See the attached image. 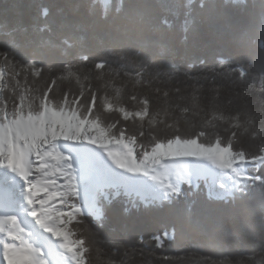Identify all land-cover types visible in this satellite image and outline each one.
<instances>
[{"label":"snow or ice","instance_id":"6c2138e0","mask_svg":"<svg viewBox=\"0 0 264 264\" xmlns=\"http://www.w3.org/2000/svg\"><path fill=\"white\" fill-rule=\"evenodd\" d=\"M179 7L169 9L173 16L180 14ZM183 8L191 17L185 20V30L195 31L196 17ZM87 10L96 21L112 20L123 12L126 31L148 25L163 36L165 26H172L167 16L152 21L142 11H125L123 2L114 7V0H89ZM142 49V44L135 50L117 46L107 52L136 62L139 77L144 68ZM0 56L11 70L8 83L15 82L11 96L0 92V254L4 264H92L85 255L91 251V241L70 225L78 217L102 223V203L111 204L121 196L134 208L142 204L148 210L171 213V224L164 227L162 235L154 234L153 240L175 238L185 227L202 233L222 230L226 227L223 219L211 211L193 212L187 203L189 194L198 191L201 184L207 188L208 200L242 207L248 226L255 228L258 217L264 241V78L258 90L249 84L238 93L243 103L227 115V109L213 97L207 109L220 113L219 121L228 135L222 138L217 133L214 141H209L203 128L186 136L179 124L173 129L166 121L161 123L172 130L161 135L153 124L150 100L138 98L134 91L128 99L133 105L139 103V110L114 105L104 81L105 75L111 78L110 72L96 73L94 78L103 83H89L78 93L63 92L58 98L46 84L34 95L32 89L20 91L17 79L23 74L26 81L32 65L13 63L7 52H0ZM78 58L82 65L91 60L84 52ZM218 62L246 82L243 67H232L227 57ZM75 68L81 71L80 65ZM95 68L105 69L106 64L95 63ZM34 75L40 76L41 70L36 69ZM4 78L0 70V81ZM84 79L89 80V75ZM254 91L259 95H253ZM164 96L170 108L184 113L206 110L195 103V93L191 107L173 105L169 93ZM185 99L176 97L177 101ZM105 112L118 115L106 118L102 115ZM129 120L139 122L135 131L129 132L122 123ZM245 136L257 142L255 150L245 147L241 140ZM259 264H264V243Z\"/></svg>","mask_w":264,"mask_h":264},{"label":"trees","instance_id":"16d2710c","mask_svg":"<svg viewBox=\"0 0 264 264\" xmlns=\"http://www.w3.org/2000/svg\"><path fill=\"white\" fill-rule=\"evenodd\" d=\"M121 2L125 11H142L152 21L167 16L172 26H165L163 36L148 25L126 31L123 12L112 20L96 21L88 13L89 0H0V52H7L9 59L21 67L32 65L26 81L23 74L17 77L19 90L32 89V94L38 95L37 90L47 84L59 98L63 92L78 93L89 83L92 86L103 83L94 75L110 72L111 78L104 76L108 99L114 105L139 110L141 105H133L129 93L134 91L138 98H148L153 124L161 135L172 130L161 123L166 121L173 129L179 124L186 136L203 128L209 141H214L217 133L227 138L228 133L219 121L220 113L208 110L207 106L216 97L227 109L224 113L227 115L243 103L238 93H243L249 84L256 90L260 88L264 78V0H114V7ZM177 6L180 14L173 16L169 9L175 10ZM183 6L198 21L195 31L185 30V20L191 17ZM141 44L144 68L139 77L136 73L141 70L136 62L107 52L117 46L135 50ZM81 52L91 57L83 65L78 58ZM220 57H227L232 67H243L246 82L221 65ZM95 63H105L106 68L96 69ZM77 65L80 72L76 71ZM36 69L41 70L40 76L34 75ZM0 70L5 73L0 92L11 96L15 82L8 83L11 70L3 64L2 56ZM84 75H89V80ZM165 92L173 105L189 107L194 103L195 93V103L206 110L194 114L170 108L165 103ZM252 94L258 96L259 92ZM178 96L186 99L177 101ZM102 115L115 118L118 114ZM122 123L132 132L139 122ZM241 140L245 147L252 150L257 147V142L246 136ZM259 200L257 194V205ZM187 203L193 212H213L225 221L226 227L203 233L185 227L175 238L156 241L152 236L162 235L164 227L171 224V213L148 210L142 204L134 208L124 196L114 198L111 204L102 203L105 213L102 223L96 218L78 217L70 227L91 241V251L85 255L92 264H259L264 241L258 217L255 228L248 226L242 207L208 200L203 184L189 194Z\"/></svg>","mask_w":264,"mask_h":264},{"label":"bare ground","instance_id":"6f19581e","mask_svg":"<svg viewBox=\"0 0 264 264\" xmlns=\"http://www.w3.org/2000/svg\"><path fill=\"white\" fill-rule=\"evenodd\" d=\"M185 159H193V158H185ZM163 163V161H162ZM0 264H4V262L2 261V254H0Z\"/></svg>","mask_w":264,"mask_h":264}]
</instances>
